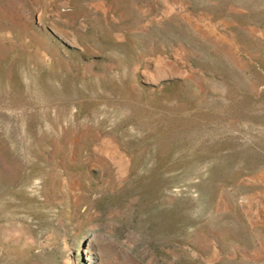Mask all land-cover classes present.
Segmentation results:
<instances>
[{
    "label": "rangeland",
    "instance_id": "374dc122",
    "mask_svg": "<svg viewBox=\"0 0 264 264\" xmlns=\"http://www.w3.org/2000/svg\"><path fill=\"white\" fill-rule=\"evenodd\" d=\"M264 264V0H0V264Z\"/></svg>",
    "mask_w": 264,
    "mask_h": 264
},
{
    "label": "bare ground",
    "instance_id": "6f19581e",
    "mask_svg": "<svg viewBox=\"0 0 264 264\" xmlns=\"http://www.w3.org/2000/svg\"><path fill=\"white\" fill-rule=\"evenodd\" d=\"M85 243H86L85 251H84V253L86 254L85 259L87 261V264H93L92 262H93L94 256L97 258H100L99 248L96 245V241L93 238L87 239ZM98 264H103V263H98Z\"/></svg>",
    "mask_w": 264,
    "mask_h": 264
}]
</instances>
